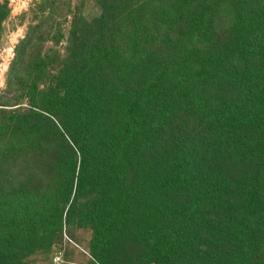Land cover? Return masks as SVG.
Wrapping results in <instances>:
<instances>
[{
  "label": "trees",
  "instance_id": "1",
  "mask_svg": "<svg viewBox=\"0 0 264 264\" xmlns=\"http://www.w3.org/2000/svg\"><path fill=\"white\" fill-rule=\"evenodd\" d=\"M97 2L40 0L15 47L0 264L80 230L98 264H264V0Z\"/></svg>",
  "mask_w": 264,
  "mask_h": 264
},
{
  "label": "rangeland",
  "instance_id": "2",
  "mask_svg": "<svg viewBox=\"0 0 264 264\" xmlns=\"http://www.w3.org/2000/svg\"><path fill=\"white\" fill-rule=\"evenodd\" d=\"M1 1H8L10 14L4 22V31L0 39V94L5 86L6 73L14 57L15 47L24 37L30 19H34V10L37 9L40 0ZM72 5L74 8H80L88 18L100 13L97 0H72ZM78 236L82 239V245L74 243L69 245V238L65 236V242L55 244L49 253L40 254L39 260L33 259L28 264H98L87 249L91 233L80 230Z\"/></svg>",
  "mask_w": 264,
  "mask_h": 264
}]
</instances>
